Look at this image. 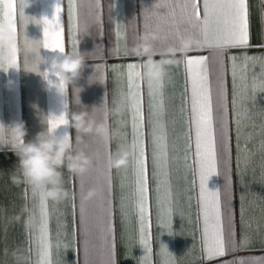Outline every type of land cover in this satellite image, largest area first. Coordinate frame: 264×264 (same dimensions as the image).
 Masks as SVG:
<instances>
[{
	"label": "crops",
	"instance_id": "0c3cea01",
	"mask_svg": "<svg viewBox=\"0 0 264 264\" xmlns=\"http://www.w3.org/2000/svg\"><path fill=\"white\" fill-rule=\"evenodd\" d=\"M8 2L0 3V17ZM14 3V48L0 49L10 57L0 65V128L5 136L0 141V264H39L42 258L37 239L44 216L39 197L19 172L14 126L22 123L25 140L31 141L61 114L69 123L57 135L67 133L73 151L86 154L92 163L83 175L62 169L67 195L46 200L54 264H264V88L254 86L264 81V0H247L248 43L224 48H206L203 37L192 34L180 7L184 0ZM199 3L203 18V0ZM46 17L58 20L65 54L73 53L75 45L85 59L80 77L64 84L63 96L56 91L57 77L48 71L51 59L61 54L43 49ZM48 23L51 43L58 34L52 20ZM187 57H207L215 169L203 195ZM149 59L164 67L161 123L166 147L157 169L150 123L157 117L148 112L142 70L149 225L142 245L131 147L133 114L122 105L127 103V66ZM124 156V164H113ZM213 192L219 194L226 240L231 230L235 243L223 257L209 258L204 209Z\"/></svg>",
	"mask_w": 264,
	"mask_h": 264
},
{
	"label": "snow or ice",
	"instance_id": "6c2138e0",
	"mask_svg": "<svg viewBox=\"0 0 264 264\" xmlns=\"http://www.w3.org/2000/svg\"><path fill=\"white\" fill-rule=\"evenodd\" d=\"M2 3V0H0ZM60 3L55 8V16L60 11ZM71 7V5H70ZM184 14L185 23L190 26L193 35L203 37V45L206 48H224L243 46L249 40V21H248V5L247 0H203L202 10L203 18H201V7L199 0H184L180 6ZM16 5L14 0L7 3V12L3 17L8 26L16 31ZM54 16V17H55ZM52 20L57 31V38L54 42H49V23ZM61 28L58 20L45 18L43 28V49L53 50L60 54L65 53V47L60 38ZM27 43V42H26ZM11 47L14 48V45ZM192 47L191 45L188 46ZM34 50V49H33ZM73 54H77L75 45ZM207 57H187L184 61L187 71L191 74V100L192 112L195 114V137H196V154L200 156V183L201 193L205 190V183L212 175L215 169V140L213 132L212 106L209 89L207 85L206 74ZM14 63V61H13ZM147 63L143 65L129 64L128 68V92L122 106L125 110L130 109L133 114L132 119V150H133V167L136 174V192H137V208L141 220V244L147 243L148 214L147 209V193H148V167L145 153V137L141 135V130L145 126L146 118L144 115L143 97L141 91L142 70H145ZM50 73L51 71L48 70ZM55 77L58 74L53 73ZM64 87V84L59 85ZM264 88V81L259 85ZM165 80L164 76L155 82L147 81L148 95V112L155 115L157 119L150 121L152 124V162L157 169L161 166L162 149L166 147L164 143L163 125L161 123L165 114ZM155 101V104H153ZM153 109H156L154 112ZM68 120L61 114L51 123L52 130H57L61 126H67ZM67 136L68 134L65 133ZM123 164V163H122ZM34 197L38 196L39 207L44 216V220L40 226V235L37 239L38 249L41 254L39 264H54L49 249L51 244L48 240L47 216L46 209L47 197L43 191H38L32 187ZM205 228L204 236L206 241V251L209 258L223 257L226 254V247L234 245L231 238V230H229L226 240L225 232L221 224L219 194L213 192L211 201L205 199L204 209ZM147 251V249H146Z\"/></svg>",
	"mask_w": 264,
	"mask_h": 264
},
{
	"label": "clouds",
	"instance_id": "9594fccd",
	"mask_svg": "<svg viewBox=\"0 0 264 264\" xmlns=\"http://www.w3.org/2000/svg\"><path fill=\"white\" fill-rule=\"evenodd\" d=\"M12 37V29L6 22H0V49H11ZM145 51L147 52V49ZM9 61V56L0 54V65ZM84 65V56L73 53H64L51 59L49 70L58 74V94L63 96L62 87L59 85L76 81ZM164 74L163 63L149 59L144 72L147 81L155 82ZM26 135L27 130L22 123L14 126V154L24 182L38 191H43L44 195L53 201L62 200L67 195L63 187L62 169L67 168L72 173L83 175L89 170L91 159L82 152H74L68 136L57 135V130L42 131L31 141L25 140ZM4 139V130L0 128V141ZM126 159V156L120 157L114 160L113 164L119 166L124 164Z\"/></svg>",
	"mask_w": 264,
	"mask_h": 264
}]
</instances>
